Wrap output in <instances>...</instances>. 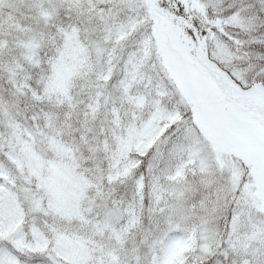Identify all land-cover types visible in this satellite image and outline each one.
<instances>
[{
	"label": "snow or ice",
	"instance_id": "obj_1",
	"mask_svg": "<svg viewBox=\"0 0 264 264\" xmlns=\"http://www.w3.org/2000/svg\"><path fill=\"white\" fill-rule=\"evenodd\" d=\"M0 264H264V0H0Z\"/></svg>",
	"mask_w": 264,
	"mask_h": 264
}]
</instances>
